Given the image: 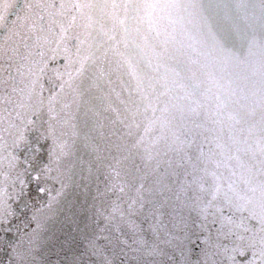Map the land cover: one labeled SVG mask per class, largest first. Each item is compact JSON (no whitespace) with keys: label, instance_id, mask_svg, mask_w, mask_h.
<instances>
[{"label":"water","instance_id":"1","mask_svg":"<svg viewBox=\"0 0 264 264\" xmlns=\"http://www.w3.org/2000/svg\"><path fill=\"white\" fill-rule=\"evenodd\" d=\"M61 117L166 190L158 264H264V0H0L4 183Z\"/></svg>","mask_w":264,"mask_h":264},{"label":"snow or ice","instance_id":"2","mask_svg":"<svg viewBox=\"0 0 264 264\" xmlns=\"http://www.w3.org/2000/svg\"><path fill=\"white\" fill-rule=\"evenodd\" d=\"M13 159L23 167L11 182L0 173V264H158L171 244L178 213L166 190L69 119Z\"/></svg>","mask_w":264,"mask_h":264}]
</instances>
